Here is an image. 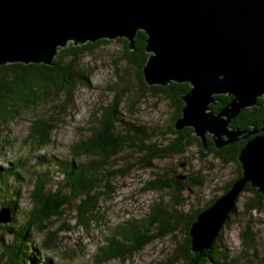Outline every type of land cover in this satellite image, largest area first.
<instances>
[{"label":"trees","instance_id":"1","mask_svg":"<svg viewBox=\"0 0 264 264\" xmlns=\"http://www.w3.org/2000/svg\"><path fill=\"white\" fill-rule=\"evenodd\" d=\"M117 40L124 44L125 62L137 66L136 79L140 94L162 96L175 107L171 123L166 131L153 136L156 134L148 133L146 124L125 120L119 110L123 106L120 95L126 94L131 99L128 94L132 92L126 86H117L113 101L101 108L98 117L93 118L92 124L84 129L86 134L79 135L70 143L67 156L56 158L54 154H42L32 163H28L26 158L22 161L17 158L11 161V166L0 168V183L6 189H9L12 179H24L21 172H27V183L31 187L27 194L29 206L26 209L20 206L21 185L11 187L8 198L0 202V208L9 209L12 220L9 224L0 225V264H54L44 251L56 246L57 240H60L59 232L70 230L71 226L68 228L66 224L52 229L53 221L60 219L67 208L75 211V224L81 228L88 230L94 224L100 227L104 223L101 201L104 197L111 198L115 190L112 184L115 177H123L135 167L150 168L154 160L183 155L192 145L198 147L201 157L212 155L220 161L235 165V177L223 186V192L241 175L237 155L244 141L217 149L212 140L206 139L205 151L200 140L191 136L190 127L175 130L173 123L180 116L183 106L181 96L189 90V84L172 81L167 85H147L141 72L148 57L145 34L141 30L137 31L132 48L124 38ZM107 41L100 39L83 44L69 41L64 47L58 48L51 64L14 62L0 65V131L2 126L20 117L22 113L34 112L25 141L30 144L31 151L48 147L53 142L52 134L61 116L72 104L76 85L88 81L89 72L80 63L82 55L98 43ZM119 79L123 81V77ZM218 98L224 103L231 96L218 95ZM45 105L51 108L44 115L38 109ZM133 109L134 103L130 102L126 110L131 116ZM250 110L243 109L230 121L229 126L249 131L253 126L259 128L264 109L256 114ZM201 185L199 177L190 174L181 179L177 175L166 178L158 173L145 188L168 190L170 202H156L146 216L125 220L113 227L103 242L96 245L93 264H103L114 259L125 261L156 239L166 236L175 238L182 226L185 232L182 241L175 239L168 257L154 264H237V259L225 256L219 250L217 239L220 232L209 249L197 255L190 251L189 228L192 222L201 209L219 196H213L210 203L201 209L183 213L180 209L184 200L183 193L191 186ZM244 190L251 194L243 204L245 213L263 209L264 193L257 192L249 184H246ZM234 211L228 214L225 221L227 225ZM18 213L19 220L15 217ZM36 233L42 234L39 242L34 241ZM242 236L248 248L249 235L244 232ZM256 264H264V254Z\"/></svg>","mask_w":264,"mask_h":264},{"label":"water","instance_id":"2","mask_svg":"<svg viewBox=\"0 0 264 264\" xmlns=\"http://www.w3.org/2000/svg\"><path fill=\"white\" fill-rule=\"evenodd\" d=\"M145 34L147 85L187 83L173 128H191L207 150L248 138L238 151L241 175L201 209L189 228L190 251L211 247L246 184L264 193V119L259 130L229 127L243 109L264 98V0H0V65L51 64L58 48L124 38L130 48ZM217 94L232 99L218 113ZM184 178V176H177ZM7 207L0 223L11 222Z\"/></svg>","mask_w":264,"mask_h":264},{"label":"rangeland","instance_id":"3","mask_svg":"<svg viewBox=\"0 0 264 264\" xmlns=\"http://www.w3.org/2000/svg\"><path fill=\"white\" fill-rule=\"evenodd\" d=\"M124 54L123 42L111 39L98 43L91 51L82 55L80 63L89 72L88 81L86 84L76 85L72 104L61 116L62 119L52 134L53 142L48 147L35 148L31 151L30 144L25 141L34 112H24L20 117L2 126L0 168L11 166V161L17 158H21V161L26 158L28 163H32L42 154H54L56 158L67 156L70 143L79 135L86 134L84 129L92 124L93 118L98 117L101 108L113 101L116 92L114 89L117 86L120 88L126 86L132 92L128 94L131 99H128L126 94L120 95L123 106L119 110L125 120L146 124L148 133L156 134L153 136L166 131L175 114V107L162 96L140 94L136 79L137 66L125 62ZM119 77H123V81ZM130 102L134 103L132 116L126 110L129 109ZM50 108L45 105L38 110L45 115ZM158 173H162L166 178L189 174L199 177L202 185L191 186L182 195L184 200L180 209L183 213H191L209 204L213 196L223 192V186L235 177V165L220 161L212 155L201 157L198 147L192 145L183 155L154 160L150 168L135 167L125 176L112 180L115 190L111 198L104 197L101 201L104 223L100 227L94 224L88 230L81 228L75 224V211L67 208L60 219L53 221L52 229L66 224L68 228L71 226L70 230L59 232L60 240H57L56 246L44 253L52 258L54 264H93L96 245L103 242L113 227H117L125 220L146 216L156 202L160 201L163 204L170 202L168 190L156 191L145 188ZM21 175L24 179H12L9 189L0 183V202L8 198L11 187L17 188L21 185L20 206L26 209L29 206L27 194L31 187L27 183V172H21ZM250 196V192L246 190L239 195L234 214L231 215L228 225L225 222L221 225L217 239L219 250L225 256L237 259V264H256L264 254V202L263 209L245 213L243 204ZM15 217L19 220V213ZM183 227L176 232L175 238L166 236L156 239L125 261L114 259L103 264H154L164 261L176 240L182 241L185 235ZM244 232H247L250 238L248 248L243 243ZM41 239L42 234L34 235L35 242Z\"/></svg>","mask_w":264,"mask_h":264},{"label":"flooded vegetation","instance_id":"4","mask_svg":"<svg viewBox=\"0 0 264 264\" xmlns=\"http://www.w3.org/2000/svg\"><path fill=\"white\" fill-rule=\"evenodd\" d=\"M218 95L219 96H221V95H229V96H231L230 94H217V95H215L214 96V102L213 103H210L209 104V108H210V110L212 111V112H214V113H218L219 111H220V109L222 108V107H224L226 104H228L229 102H230V100L232 99V96H231V98L228 100V101H225L224 103H223V100H221V98L219 99L218 98ZM247 108H249V109H251L250 111H251V113L252 114H256V113H260L261 112V109H264V98L263 97H258L257 98V100H256V104H254V105H252L251 107H247ZM243 109H245V108H243ZM242 109V110H243ZM241 110V111H242ZM240 111V112H241ZM240 112L234 117V118H236L239 114H240ZM263 115V119H264V113L262 114ZM262 119V120H263ZM262 122V121H261ZM230 124V123H229ZM230 127V126H229ZM232 128V127H231ZM261 128V126L258 128V127H255V126H253L252 127V130H259ZM261 131H258L257 133H260ZM257 133H253V134H250V135H248L247 136V138H245V139H238L237 141H240V140H242V141H246L248 138H251L252 136H254L255 134H257ZM207 136V137H206ZM206 136H205V141H206V139H208V140H212V138H211V136L209 135V134H206ZM237 141H235V142H237ZM234 143V142H233Z\"/></svg>","mask_w":264,"mask_h":264},{"label":"bare ground","instance_id":"5","mask_svg":"<svg viewBox=\"0 0 264 264\" xmlns=\"http://www.w3.org/2000/svg\"><path fill=\"white\" fill-rule=\"evenodd\" d=\"M225 221H226V220H225ZM225 221H224V222H225ZM224 222H223V223H224ZM223 223H222V224H223ZM222 224H221V225H222Z\"/></svg>","mask_w":264,"mask_h":264}]
</instances>
